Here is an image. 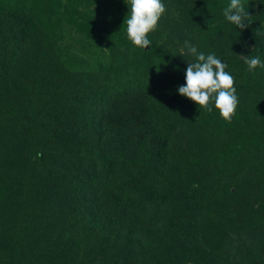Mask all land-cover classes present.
I'll return each instance as SVG.
<instances>
[{
	"label": "trees",
	"instance_id": "16d2710c",
	"mask_svg": "<svg viewBox=\"0 0 264 264\" xmlns=\"http://www.w3.org/2000/svg\"><path fill=\"white\" fill-rule=\"evenodd\" d=\"M162 3L142 51L124 0H0V264H264V69L238 57L264 61V0L243 30L230 0ZM185 41L234 76L231 123L179 95Z\"/></svg>",
	"mask_w": 264,
	"mask_h": 264
},
{
	"label": "clouds",
	"instance_id": "9594fccd",
	"mask_svg": "<svg viewBox=\"0 0 264 264\" xmlns=\"http://www.w3.org/2000/svg\"><path fill=\"white\" fill-rule=\"evenodd\" d=\"M124 2L129 11L122 27L126 26L127 38L133 50L139 46L144 51L152 44L151 39L146 37L158 27L157 22L162 18V14L166 13L167 7L162 0H124ZM223 16L241 30L249 26L246 20L251 18L245 10L243 0H230L223 10ZM184 49L187 51L184 52ZM184 49H181L182 54L191 55L194 60L187 63L184 73L185 82L178 87L179 95L194 102L199 111L203 108L211 112L214 106L220 118L226 123H231L239 104L237 89L234 87V76L226 71L227 65L214 53L205 55L188 41L184 42ZM238 57L243 59L250 73L258 67L264 69V61L258 55L241 54ZM40 155L42 154L38 153V156Z\"/></svg>",
	"mask_w": 264,
	"mask_h": 264
},
{
	"label": "water",
	"instance_id": "95a60500",
	"mask_svg": "<svg viewBox=\"0 0 264 264\" xmlns=\"http://www.w3.org/2000/svg\"><path fill=\"white\" fill-rule=\"evenodd\" d=\"M147 49V48H146Z\"/></svg>",
	"mask_w": 264,
	"mask_h": 264
}]
</instances>
